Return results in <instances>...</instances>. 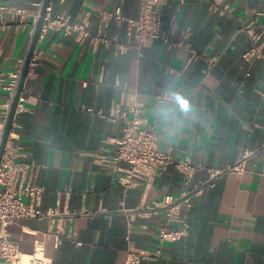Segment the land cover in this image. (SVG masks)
<instances>
[{
    "label": "crops",
    "instance_id": "0c3cea01",
    "mask_svg": "<svg viewBox=\"0 0 264 264\" xmlns=\"http://www.w3.org/2000/svg\"><path fill=\"white\" fill-rule=\"evenodd\" d=\"M3 2L33 12L44 0ZM138 5L139 0H49L47 10L86 19L95 33L102 10L120 6L123 15L136 17ZM225 5L232 11L213 8ZM162 20L163 37L144 48L137 47L124 22L111 21L108 35L129 46L123 53L114 45L80 42L62 30L38 39L36 74L25 79L18 102L23 109L15 111L9 134L20 147L17 160L37 167L32 182L43 189L40 208L59 205L73 214L9 224V237L22 251H31L42 232L61 231L58 244L54 238L46 242L52 264H124L127 235L138 248L161 249L137 264H264V179L258 174L264 61L243 57L252 44L245 28L264 30V0H169ZM33 25L32 14L23 22L0 21V73L15 71L26 57ZM187 28L189 46L172 45L183 40ZM214 56L216 63L205 71ZM164 93L170 98L160 100ZM176 94L188 100L189 111L174 110ZM122 97L141 104L146 126L176 156L221 169L254 151L243 170L216 177L183 209L190 228L176 241L160 245L164 214L145 213V205L178 195L184 187L181 174L169 167L149 186L140 181L125 189L117 181L122 172L96 161L95 154L111 146L106 140L121 132L122 121L107 117ZM7 100L0 88V123ZM208 177L206 169L195 174V180Z\"/></svg>",
    "mask_w": 264,
    "mask_h": 264
},
{
    "label": "built area",
    "instance_id": "2783aa9c",
    "mask_svg": "<svg viewBox=\"0 0 264 264\" xmlns=\"http://www.w3.org/2000/svg\"><path fill=\"white\" fill-rule=\"evenodd\" d=\"M168 1L139 0L136 17L123 15L120 6L116 7L114 11L102 10L98 29L95 33L89 30L86 19L74 21L65 13L51 15L47 10L48 8H46L39 38L49 30H62L65 33H74L76 39L80 42L88 39L94 44L101 42L106 46L114 45L118 52L123 53L129 46L118 42L116 37H111L107 33L110 22L115 21L126 24L127 33L136 39L138 48L148 47L155 40L163 37L162 7ZM42 6L43 2L36 3V9L32 12L31 9L8 5L0 0V21H3L5 17H9L12 20L19 19L23 22L28 15L32 14L34 17V25L31 30L32 40ZM213 8L220 13L232 11V8L227 5L223 7L214 6ZM245 30L250 35L252 44L244 51V59L255 58L264 61V30L255 31L250 26H247ZM189 34V29H185L183 40L172 43V45L189 46L184 41ZM192 56L195 57L194 51H192ZM25 59L26 57H23L19 60V66L15 71L7 74L0 73V88L5 89L8 94L4 117L0 123V149L10 108L25 66ZM217 59L218 56L209 58L205 71L210 69ZM38 64L39 53L34 49L26 77L36 74ZM157 97L160 100L170 98L165 93ZM21 109H23L22 105L18 104L16 111ZM142 112L143 109L140 103L133 101L130 97L127 101L122 97L107 117L111 121L116 119L122 121L121 132L113 139H107L106 142L110 143L111 146L96 153L95 157L99 164L123 173L117 175V181L125 189L137 185L140 181H144L149 186L159 171L166 170L169 167L175 168L181 174L184 187L178 195L165 194L162 198L145 205V213H154L161 210L164 214V220L157 233L158 241L162 245L164 242L176 241L188 233L190 222L183 209H189L195 199L202 195L206 187L211 185L216 177L228 172L243 170L246 159L254 151L246 150L241 159L224 168H208L202 163L192 161L189 157L174 155L169 148L161 147L156 131L146 126L147 121ZM19 148L12 141L9 134L0 158V264H52V259L46 255V242L54 238L55 244H58L61 231L42 232L41 236L33 239V248L29 252L22 251L17 241L11 239L7 231L9 224L18 223L24 219H48L73 214L62 212L59 205L54 208H40L39 201L43 189L32 182L37 167L33 163L17 160ZM258 151L262 158V166L258 174L264 179V142L259 146ZM201 169H206L209 177L195 180L196 172ZM28 173L29 176H27ZM173 224L178 226L174 228L172 227ZM126 238L127 247L124 264H137L141 260L152 259L161 253L160 247L154 251L138 248L133 244L129 235Z\"/></svg>",
    "mask_w": 264,
    "mask_h": 264
},
{
    "label": "water",
    "instance_id": "95a60500",
    "mask_svg": "<svg viewBox=\"0 0 264 264\" xmlns=\"http://www.w3.org/2000/svg\"><path fill=\"white\" fill-rule=\"evenodd\" d=\"M48 3H49V0H44L43 6H42L41 11H40V16L38 18L37 25H36V28H35V32L33 34V37H32V40H31V43H30V46H29V49H28V52H27V55H26L25 66H24L23 71H22L20 83H19V86H18L17 91H16V95L14 97V100H13L11 108H10V112H9V117H8L7 123L5 125L3 139H2V145H1V149H0V158L2 156V152H3V149L5 147V144H6L10 129H11V125H12V121H13V118H14V115H15L16 107L18 105L19 98H20V95H21V92H22V89H23V85H24V82H25V79H26L28 65H29L32 53H33V51H34V49L36 47V44H37V41H38V38H39V34H40L42 22H43V17H44V14L46 12V8L48 6Z\"/></svg>",
    "mask_w": 264,
    "mask_h": 264
},
{
    "label": "clouds",
    "instance_id": "9594fccd",
    "mask_svg": "<svg viewBox=\"0 0 264 264\" xmlns=\"http://www.w3.org/2000/svg\"><path fill=\"white\" fill-rule=\"evenodd\" d=\"M171 103L175 106L174 110H179L181 112H187L190 109V105L187 99L179 96L178 94L171 97ZM165 114L171 117V111L165 110Z\"/></svg>",
    "mask_w": 264,
    "mask_h": 264
}]
</instances>
